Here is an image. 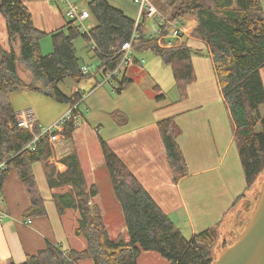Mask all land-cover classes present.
I'll use <instances>...</instances> for the list:
<instances>
[{"label": "trees", "instance_id": "1", "mask_svg": "<svg viewBox=\"0 0 264 264\" xmlns=\"http://www.w3.org/2000/svg\"><path fill=\"white\" fill-rule=\"evenodd\" d=\"M88 5L96 20L90 35L81 30L76 20L69 19L50 33L53 51L42 54L40 40L47 33L35 26L25 0H0V14L6 20L7 30V41L0 39V195L10 171L15 169L31 200L24 216L30 219L46 215L45 200L33 171V165L41 162L59 213L65 216L71 210L78 211L74 234L86 241L84 249H70L66 253L62 246L49 243L37 254L28 255L25 262L10 261L8 264H79L85 259L92 260L93 264H139L143 251L156 252L170 264H211L222 223L199 231L191 238L185 236L110 145L100 139L128 231V239L123 233L111 237L101 209L89 203L98 195V189L95 185L89 189L87 171L78 153L62 154L58 162L66 165V170L59 171L52 161L56 154L48 134L36 143L35 149L29 146L40 133L41 124L36 122L33 131L19 126L10 100V93L14 91H36L60 103L78 105L74 115H81L79 105L87 91L79 89L68 95L60 88V83L67 78L80 82L92 76L83 73L77 55L75 40L81 35L101 60L99 73L106 74L119 64V49L137 31L139 36L133 46L152 48L165 64L173 67L179 100L187 97V86L197 80L192 56L201 55L200 50L186 43L160 47L159 37L148 35L146 15L136 27V19L108 0H90ZM157 7L169 11L172 21L191 17L197 20L194 33L210 48L219 86L236 126L234 138L247 189L252 187L264 173V114L261 112L264 104V8L261 0H166L164 6ZM169 29L170 24L162 26L164 34ZM15 40L19 42L18 50L12 43ZM92 41L97 48H93ZM23 68L25 75L21 74ZM115 80L118 81L115 92L119 94L132 82L127 77ZM156 98L161 101L165 95L160 93ZM111 115L119 125L129 121L122 111L116 110ZM158 127L173 180L177 183L189 173L178 141L182 130L175 116L161 119ZM76 128L73 122L66 124L65 134L69 141Z\"/></svg>", "mask_w": 264, "mask_h": 264}, {"label": "crops", "instance_id": "2", "mask_svg": "<svg viewBox=\"0 0 264 264\" xmlns=\"http://www.w3.org/2000/svg\"><path fill=\"white\" fill-rule=\"evenodd\" d=\"M108 1L129 17L139 18L140 6L139 9L132 6L131 0ZM25 4L40 30L52 32L68 21L61 1L25 0ZM181 22L185 33L178 41L202 52L201 55L192 56L197 80L188 86V98L170 102L167 99L159 101L149 93L148 96L129 74L134 66L131 65L122 78L118 77L119 80L124 77L132 80L123 92L114 96L100 85L80 103L82 123L74 131L69 147L70 151L78 153L87 171L89 189L92 185L98 189V195L92 201L100 206L103 219L106 215L98 199V173L105 170L106 163L98 139L110 145L185 236L191 238L195 233L218 223H222L221 229L231 227L229 223L236 207L234 205L247 183L233 135V119L219 86L210 48L206 41L193 36L197 20L184 19ZM95 24L88 25L91 28ZM263 73L264 68V81ZM100 75L103 79L105 74L101 71ZM92 77L100 83L97 72L94 71ZM10 100L18 117L33 118L44 126L50 125L71 108L70 104L58 103L40 92L29 90L11 92ZM109 104L111 106L108 108ZM84 107L89 110L87 115ZM116 110L128 116L126 125H119L112 115L107 121L102 119L103 113L112 114ZM171 116L176 117L182 130L178 141L189 169V173L177 183L173 180L158 127L161 119ZM91 137L95 139V157L89 148ZM61 155L58 152L52 161L59 171H64L66 165L58 162ZM33 171L45 200L47 214L30 219L24 216L31 200L17 171L12 169L0 195V264L25 262L28 255L37 254L49 243L62 246V250L85 247L84 239L74 235V228L66 218L68 214L62 216L59 213L43 164L35 163ZM122 214V217L119 215L121 220ZM107 230L111 237L123 233L128 239L126 223L120 232L112 234Z\"/></svg>", "mask_w": 264, "mask_h": 264}, {"label": "rangeland", "instance_id": "3", "mask_svg": "<svg viewBox=\"0 0 264 264\" xmlns=\"http://www.w3.org/2000/svg\"><path fill=\"white\" fill-rule=\"evenodd\" d=\"M71 1L77 3L80 8H86L87 10L90 11L89 5H88L90 0H71ZM151 1L156 5V7L158 5L160 7L164 6V3L166 2V0H159V1L151 0ZM262 1H263L262 2L263 7H264V0H262ZM58 2H60V1H58ZM62 3L66 9V4L61 1V4H60L61 6H62ZM131 3H132V6H134V7L136 6L139 9L140 4L135 3L134 0H131ZM163 12L166 15L170 14L169 11H163ZM142 19H143V17H142ZM184 19L192 20L193 18L191 17V18H184ZM67 20H69L68 17H67ZM148 21H149V25H150V19L149 18H148ZM95 22H96V20H95L93 14L91 13V17L86 19L83 22V24L86 26H89L88 24H92ZM45 33H47V34L43 35L41 40H40L41 51H42V54H49L53 51V41H52V37L50 35L51 32L45 31ZM193 36L197 37L194 32H193ZM197 38H199V37H197ZM0 39H1V41H4V42L7 41L6 20L2 14H0ZM164 41H166V39H164ZM12 43L14 44V46L18 50L19 49L18 40L13 41ZM75 45H76L77 55L80 57V63L85 64V65H89L92 70H94L95 72L98 73L97 79L100 82H102V77L99 73V68H101L100 67L101 60L98 56H96L95 51H93L92 49L89 48V45L87 44L86 38H84L82 35L79 36L75 40ZM131 54H133L137 58L138 61L134 63V66L130 70L129 74H131L132 75L131 77L134 78V80H136L139 83V86L144 90V92L147 95L149 93V95H151L152 97H155L157 94L164 93L165 100L167 99L166 101H170V102L176 101V99L180 98L178 88L175 87L173 67H171L168 64H165L163 58L160 55H158L152 48H137L135 46H133ZM126 69H128L127 66L122 68L121 73L119 75L120 78H122L124 76V71ZM194 69H195V67H194ZM23 70H24V68L21 70V74L25 75V72ZM263 75H264V73H263ZM116 82L118 83V81H116ZM195 82H193V83H195ZM193 83H191V84H193ZM98 84L99 83H97V81L94 77L82 80L80 82H77L73 78H67L63 82L60 83V88L68 95H71L75 90L85 89L87 91L86 92V96H87L88 93H90V92L92 93L96 89L100 88V86H98ZM102 86L106 87L112 95H114V96L117 95V93L115 92V89L112 87V84H110L109 82L102 84L101 87ZM112 89H113V91H112ZM187 92H188V86H187ZM187 98H188V94H187V97L182 99V100H186ZM56 102H58V101H56ZM58 103H60V102H58ZM62 104H64V103H62ZM65 104H67V103H65ZM110 106H111V104H109L107 107L109 108ZM84 108L86 109L84 111V113H86V112L89 113V110L86 107H84ZM261 112L264 114V105L261 107ZM87 113H86V115H87ZM110 115H111L110 113L108 114L107 112H105V113H103V115L101 117L103 120L107 121V119L109 118ZM82 118H83V116L81 115L80 119H82ZM53 123H50V125ZM81 123H82V121H81ZM232 128H233V135L235 137V130L234 129L236 128V126H235V123L233 121H232ZM257 128H258V130H260L261 126L258 125ZM98 140H100V139H98ZM94 141H95V139H93L92 137L89 139V142H90L89 148L95 154L94 155V157H95L97 152H96ZM69 143H70V141H69ZM58 152H60L62 154L70 152L69 144H68V147H67V145H64L61 150L55 149V154H57ZM85 161H86V158H85ZM98 176L100 177L99 182H98V187L100 189V195L98 196V199H99L100 204L103 208V213H105V215H106L104 218L105 219L104 220L105 225L110 230V232L112 234H114V232H120L121 227L125 225L124 216H123L122 220L120 219V217H122L121 216V214H122L121 204H120L119 200L117 199V196L114 192L112 180H111L110 174L108 173L107 166H106L105 170H101L98 173ZM88 183H89V180H88ZM263 183H264V173H262V175L259 177L258 181L252 187H249L247 189V186H246L243 193L238 197L239 199L237 198L238 199L237 201L239 203L237 202L234 205L236 207L233 210L232 216L230 218L231 221L229 223V224H232V226L229 228L225 227L224 229L220 228L219 241L213 250V254H214L213 256H215L216 254H218L220 252L222 245L226 244L227 242H229L232 239H234L235 237H237L240 234V232L244 229V226L246 225L248 219L251 217V215L253 213V208H255V206L257 204L258 196L260 195V192L262 190ZM243 194H245V195L242 197ZM91 202L92 203L89 202L91 205L96 204V203H93L92 200H91ZM97 206H99V205H97ZM99 208H100V206H99ZM67 214H68V216L66 218H67L68 222H70V226H72L75 229V226L77 224L76 220L78 219V216H79L78 211L71 210ZM119 215H120V217H119ZM234 217L237 218L236 222L234 221ZM120 234H122V233H120ZM78 237H80V236H78ZM84 241H85V239H84ZM85 247H86V241H85ZM85 247H83L82 249H84ZM82 249H79V250H82ZM68 250H70V249H68ZM76 250H78V249H76ZM63 251L65 253L67 252V250H63ZM64 264H69V263L64 262ZM79 264H93V261L85 259L83 261H80ZM139 264H170V263L163 256H161L160 254H158L156 252L143 251L141 256L139 257Z\"/></svg>", "mask_w": 264, "mask_h": 264}, {"label": "built area", "instance_id": "4", "mask_svg": "<svg viewBox=\"0 0 264 264\" xmlns=\"http://www.w3.org/2000/svg\"><path fill=\"white\" fill-rule=\"evenodd\" d=\"M51 1H62L66 4V15L71 20H76L79 23L80 28L83 32L90 35V27L83 24V22L91 17V13L86 8H80L77 3L71 0H51ZM140 4L139 18L136 21V27L139 22L142 20V17L146 15L150 19V25L148 29V35L158 36V45L162 48H170L179 43L178 39L182 38L185 29L181 21H172L169 15L164 14L163 11L159 10L156 5L151 0H135ZM165 24H170V29L167 34H164L162 31V26ZM137 31H134L130 40L122 44V47L119 49V55H121V60L119 64L111 71L107 72L102 82L98 86L109 82L112 84V87L116 89L118 83L115 78L119 77L123 67L134 65L137 62V58L131 54L133 48V41L138 37ZM166 39V41H164ZM178 41V42H176ZM93 48H97V45L94 41ZM140 62V61H139ZM82 71L85 74H94V71L89 65H84ZM78 105L71 106V108L64 113L60 118H58L51 125H40V133L36 134L32 142L30 143V148L35 149L36 143L45 135H49V142L53 149L61 150L64 145L69 144V140L65 134V128L67 123L73 122L75 127H78L81 123V115H74V110L77 109ZM37 121L33 118H22L18 117V123L20 127L33 131L35 129V124ZM54 149V150H55ZM90 203H92L90 201Z\"/></svg>", "mask_w": 264, "mask_h": 264}, {"label": "water", "instance_id": "5", "mask_svg": "<svg viewBox=\"0 0 264 264\" xmlns=\"http://www.w3.org/2000/svg\"><path fill=\"white\" fill-rule=\"evenodd\" d=\"M211 264H264V183L244 229L222 245Z\"/></svg>", "mask_w": 264, "mask_h": 264}]
</instances>
